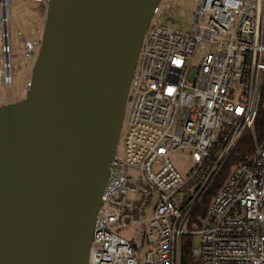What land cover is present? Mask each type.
Masks as SVG:
<instances>
[{"label": "built area", "instance_id": "1", "mask_svg": "<svg viewBox=\"0 0 264 264\" xmlns=\"http://www.w3.org/2000/svg\"><path fill=\"white\" fill-rule=\"evenodd\" d=\"M12 1L0 0V85L7 90ZM173 1L194 3L191 21L186 27L162 0L152 12L88 264H182L188 236L198 243L190 250L195 264H264V128L261 139L256 133L260 111L264 119V0ZM42 32L32 40L19 35L30 65ZM176 152L188 154L186 174L171 161Z\"/></svg>", "mask_w": 264, "mask_h": 264}, {"label": "water", "instance_id": "2", "mask_svg": "<svg viewBox=\"0 0 264 264\" xmlns=\"http://www.w3.org/2000/svg\"><path fill=\"white\" fill-rule=\"evenodd\" d=\"M159 0H47L23 99L0 106V264H88Z\"/></svg>", "mask_w": 264, "mask_h": 264}, {"label": "rangeland", "instance_id": "3", "mask_svg": "<svg viewBox=\"0 0 264 264\" xmlns=\"http://www.w3.org/2000/svg\"><path fill=\"white\" fill-rule=\"evenodd\" d=\"M46 1L47 0L32 2L27 0H13L10 5L8 32L11 50L10 62L12 86L7 90L0 85V105H4L5 100L7 99H11L12 102H16L23 99L25 96V92L30 81L32 65H30V63L23 56L22 44L19 40V35L25 40H32L36 36L35 31L43 29ZM162 2L172 4L173 9L182 15L183 22L185 23V26L188 27L187 24L191 21V14L194 8L193 2H176L173 0H162ZM199 56V54L195 56V63ZM125 131L126 126L123 122L117 147L118 155H121L123 150ZM170 158L181 174H186L191 169L192 165L186 152L173 153L170 155ZM197 244V241L194 239L193 246H197Z\"/></svg>", "mask_w": 264, "mask_h": 264}, {"label": "trees", "instance_id": "4", "mask_svg": "<svg viewBox=\"0 0 264 264\" xmlns=\"http://www.w3.org/2000/svg\"><path fill=\"white\" fill-rule=\"evenodd\" d=\"M262 93L264 94V83H263V88H262ZM263 128H264V119H263V111H260L257 119H256V133L258 139H261L263 136ZM217 185L214 187V191ZM207 199L203 202V205L199 208L198 213H202L207 205ZM193 246V241L191 236H188L184 240V245H183V252H182V264H195L193 261L191 255H190V250L191 247Z\"/></svg>", "mask_w": 264, "mask_h": 264}, {"label": "bare ground", "instance_id": "5", "mask_svg": "<svg viewBox=\"0 0 264 264\" xmlns=\"http://www.w3.org/2000/svg\"><path fill=\"white\" fill-rule=\"evenodd\" d=\"M33 1H42V0H33Z\"/></svg>", "mask_w": 264, "mask_h": 264}]
</instances>
